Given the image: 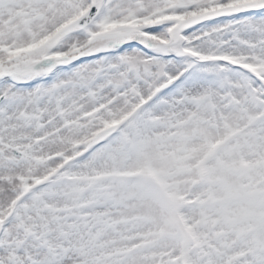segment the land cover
<instances>
[{
    "label": "snow or ice",
    "instance_id": "6c2138e0",
    "mask_svg": "<svg viewBox=\"0 0 264 264\" xmlns=\"http://www.w3.org/2000/svg\"><path fill=\"white\" fill-rule=\"evenodd\" d=\"M0 264H264V0H0Z\"/></svg>",
    "mask_w": 264,
    "mask_h": 264
}]
</instances>
